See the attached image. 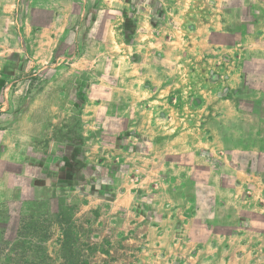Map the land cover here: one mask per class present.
<instances>
[{
	"label": "rangeland",
	"instance_id": "374dc122",
	"mask_svg": "<svg viewBox=\"0 0 264 264\" xmlns=\"http://www.w3.org/2000/svg\"><path fill=\"white\" fill-rule=\"evenodd\" d=\"M71 1L73 10L68 30H63L62 39L55 43L51 61L45 62L42 60L46 58L51 44V33L46 25H51L53 17L61 18L53 16L52 10H66V3L63 2L62 7L61 0H0V106L7 102L12 110L20 111L34 104L32 112L41 107L42 111L36 114H40V119L48 116L52 124L51 142L48 141L53 146L52 141L61 138L63 133L61 108L69 103L67 98L71 105L76 106L85 102L93 106L105 104L106 117L98 128L105 141L104 153L108 156L105 158L141 164L143 160L130 154L141 147L139 137L136 136L137 141L133 144L132 138H128L130 129L125 127L119 130L115 126L118 104H131L137 100L136 95L133 96L128 90V87H132L127 78L122 81L124 84L121 88L113 79L120 77L116 73L119 71L114 68L121 66L124 70H131L128 69L132 67L130 62L140 59L139 67L149 73L147 80L150 86L161 84L166 90L161 99L164 101L165 116L172 118L161 121L163 116L156 114V121L145 132L151 140L145 145L149 146V151L156 158L155 162H151L153 168L164 163L173 170H182L180 168L186 167V164L196 165L202 168L200 172L206 176V163L194 157L201 155L199 146L202 145L199 144L206 137L201 127L195 126L206 116L205 109L196 107V98L207 100L206 91L201 89L211 81L207 78L208 73L215 75L223 72L229 76L230 72L239 71L243 77L242 86L246 85V89H240L237 93L232 91L230 96L244 109L255 105V91L260 74L264 73V53L260 57L250 49L242 50L236 43L254 36L255 28L251 21L256 20L260 12L264 13V0H225L224 4L216 5V15L211 12L210 17L224 22L229 28L226 36L230 47L218 45L214 49L205 41L206 31H197L199 42L194 43L187 31L188 24H201L206 2L167 0L168 4L172 3L171 7L166 5L165 0H86L84 6L91 10H83L81 0ZM187 1L194 3L186 7L184 4ZM112 3H118L119 7L112 6ZM175 4L187 8L179 18L172 12L176 9ZM161 6H167L164 17L169 18L168 23L160 13ZM97 7H113L115 13L97 15L93 10ZM144 7H151V14L143 11ZM56 32L60 35V31ZM76 32L82 33L88 54L97 58L93 64L97 65V71L95 67L91 69L96 72L83 69L81 74L84 76L79 75L73 80L69 73H65L67 68H89L85 60L74 66L70 64L76 57ZM219 32L214 34L216 43L222 40L223 35H218ZM65 33L67 35L64 36ZM183 37L189 39L183 48L168 42L169 39L176 41ZM202 52L214 55L212 60L194 59V55ZM180 54L183 57H179L178 61L182 59V62L176 63V56ZM132 56L136 57L132 59ZM164 56L167 57L166 61H160L159 58ZM246 56L249 58L239 61ZM156 70L164 74L163 83L155 74ZM47 78L52 85L47 83ZM74 82L80 90L75 89ZM220 85V80L215 82L216 87ZM69 90L76 91L69 97L62 94ZM118 97L123 99L119 100ZM178 115L187 118L188 127L185 128L187 133L176 139L174 135L179 128L175 120ZM76 118L79 120V116ZM76 118V127L79 128ZM20 123L28 129H36L35 125L31 127L29 117H22ZM84 128L90 130L89 126ZM140 132H143L142 129ZM211 132L216 138V133ZM129 139L132 141L129 142ZM49 142H46V146ZM42 153L49 154L46 151ZM44 160L40 170L51 177V182L42 188L36 186L33 178L37 168L23 165L20 161H11L14 162L11 165L8 162L5 173L1 175L0 264H81L77 262L79 259L85 264L111 263L114 255L109 252L110 247L114 245L118 248L122 243L114 237L107 222H96L95 218H91L96 209L88 207L90 192H81L68 182L61 159L51 163L46 156ZM109 162L106 161V164ZM100 172L106 171L101 169ZM91 178L90 186L98 189L96 175ZM103 252L105 256L101 255Z\"/></svg>",
	"mask_w": 264,
	"mask_h": 264
},
{
	"label": "crops",
	"instance_id": "0c3cea01",
	"mask_svg": "<svg viewBox=\"0 0 264 264\" xmlns=\"http://www.w3.org/2000/svg\"><path fill=\"white\" fill-rule=\"evenodd\" d=\"M61 1L62 7L66 3L67 9L52 10L53 16L61 18L53 17L50 29L46 25L51 33V44L46 58L42 60L45 62L51 61L55 43L62 39V31L68 30L73 2ZM81 1L83 10H91L90 7L85 8L86 0ZM193 1L206 2V8L203 14L205 18H201L200 25L197 22L187 25V31L193 37L192 43L199 42L196 32L204 30L207 32L205 41L212 49L218 45L229 48L226 36L230 32L229 28L224 22L210 17L211 12L216 15V5L224 4L225 0ZM165 2L172 7V3ZM192 3L187 1L184 5L187 7ZM112 6L119 7V4L112 3ZM167 6L160 7L163 17L167 15ZM186 7L181 4L172 12L179 18ZM93 10L97 15L115 13L113 7H97ZM144 10L151 14L152 8L144 7ZM164 19L168 23L169 18ZM251 22L255 28L254 36L236 44L242 50L250 49L261 57L264 53V13L257 14L256 20ZM55 29L60 31V35ZM219 30L218 35L223 36L216 43L214 34ZM82 37V33L76 32V57L70 64L74 66L85 60L89 68H67L65 73H69L68 76L73 80L79 75L84 76L81 74L83 69L97 71V65H93L97 58L88 54V46L83 44ZM188 41L185 37L176 41L168 40L172 42L171 45L182 48ZM213 56L202 52L194 55V59L212 60ZM176 57V63L182 62V59H178L183 54ZM248 58L246 56L239 61ZM166 59V56L159 58L162 62ZM134 60L136 62L131 61L132 67L128 68L131 70H124L121 66L114 68L119 71L116 73L120 77L113 78L118 88L127 78L132 87H128V90L137 99L131 104H118L115 126L119 130L129 128L131 135L128 138H132L133 141L129 139V142L133 144L137 141L136 136L139 137L141 147L130 154L143 160L141 164L105 158L108 157L104 153L105 141L98 130L106 117L105 104L93 106L85 102L76 106L73 103L71 105L67 98L69 103L61 108L63 133L61 138L52 141V146V124L47 115L40 119V114H36L42 111L41 107L32 112L34 104H30L24 110L14 111L12 106L4 102L0 106V181L8 162L11 165L20 161L23 165L37 168L33 178L36 186L42 188L51 182V177L40 170L43 160L46 156L51 163L61 159L68 182L81 192H90L88 207L96 209L91 218H95L96 222H107L114 237L121 240L122 245L118 248L114 245L110 247L109 252L114 257L109 264H264V73L260 74L261 79L255 91L256 102L250 109L237 105L235 98L230 96L232 91L237 93L240 89H246V85L242 86L241 72H230L231 78L223 72L207 74L211 81H208L206 88L201 89L206 91L207 100L199 97L195 102L196 107L205 109L206 113L195 125L200 126L206 135L199 144L202 145L199 146L201 155H194L206 163V176H203L204 172H200L202 168L196 165L186 164V167L180 168L182 170H173L164 163L153 168L151 162H155L156 158L149 151V146L145 145L151 141L150 135L145 132L156 121V114L163 116L161 121H170L172 118L164 113L161 97H164L166 90L161 84L151 87L147 80L149 73L139 67L141 60ZM155 74L162 82L164 74L158 70ZM47 80L52 85V81ZM218 80L221 85L216 87L215 82ZM75 82V89L80 90ZM72 92L69 90L62 94L69 97ZM118 99L122 100L123 97ZM171 108L177 111V108ZM23 115L30 118L31 127L35 125L36 129H28L20 123ZM75 118L79 121V128L76 127ZM186 121L187 118L182 115L176 118L175 125L179 128L174 135L176 139L187 133ZM85 126H89L90 130L87 131ZM211 131L216 133V138ZM46 142H49L47 146ZM108 160L110 162L106 164ZM101 169L106 172H100ZM93 175H96L98 189L90 186ZM101 255L105 256L106 253Z\"/></svg>",
	"mask_w": 264,
	"mask_h": 264
},
{
	"label": "trees",
	"instance_id": "16d2710c",
	"mask_svg": "<svg viewBox=\"0 0 264 264\" xmlns=\"http://www.w3.org/2000/svg\"><path fill=\"white\" fill-rule=\"evenodd\" d=\"M70 254H71V252H70ZM71 258H73L72 255H71ZM74 259H75V258H74ZM76 260H77V259H76ZM78 261H80L81 264L84 263L83 260H80V259H79V260H77V262H78ZM84 264H85V263H84Z\"/></svg>",
	"mask_w": 264,
	"mask_h": 264
}]
</instances>
